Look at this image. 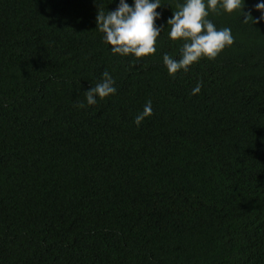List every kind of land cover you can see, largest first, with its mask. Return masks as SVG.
I'll return each mask as SVG.
<instances>
[{
  "label": "trees",
  "instance_id": "obj_1",
  "mask_svg": "<svg viewBox=\"0 0 264 264\" xmlns=\"http://www.w3.org/2000/svg\"><path fill=\"white\" fill-rule=\"evenodd\" d=\"M161 3L137 59L97 28L118 0H0V264H264V22L212 13L233 46L173 77Z\"/></svg>",
  "mask_w": 264,
  "mask_h": 264
},
{
  "label": "clouds",
  "instance_id": "obj_2",
  "mask_svg": "<svg viewBox=\"0 0 264 264\" xmlns=\"http://www.w3.org/2000/svg\"><path fill=\"white\" fill-rule=\"evenodd\" d=\"M116 3V0H112ZM161 0H118L114 11H98L96 17L97 28L102 32L103 40L111 46L113 55H133L139 59L154 55L157 51V40L164 31L163 24L157 21L163 18ZM246 0H183L176 11L167 19V26H171L169 39L182 41L179 58L171 55L163 56V63L170 76L187 73L191 66L201 59L215 60L226 48L233 46L235 38L231 28L218 29L209 19L212 13L222 10L228 14L242 13L243 22L253 25L264 22V0H257L254 7L245 11ZM253 11L259 13L253 16ZM203 81H199L192 89L191 95L201 93ZM117 93L116 80L105 71L102 79L94 87L85 91V100L78 107L86 109L97 104V98L104 100ZM153 115L152 102H146L144 109L134 120L140 127L146 118Z\"/></svg>",
  "mask_w": 264,
  "mask_h": 264
}]
</instances>
